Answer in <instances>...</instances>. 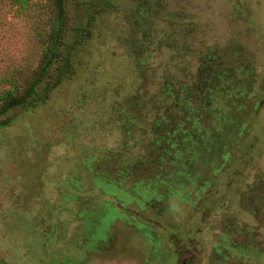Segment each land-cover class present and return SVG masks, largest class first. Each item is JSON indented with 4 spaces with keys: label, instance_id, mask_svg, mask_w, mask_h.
Masks as SVG:
<instances>
[{
    "label": "rangeland",
    "instance_id": "1",
    "mask_svg": "<svg viewBox=\"0 0 264 264\" xmlns=\"http://www.w3.org/2000/svg\"><path fill=\"white\" fill-rule=\"evenodd\" d=\"M111 2L89 26L91 0H63L54 68L0 125V264H264V0H164L147 45L135 2ZM34 15L0 5L15 64L39 54ZM206 63L222 86L191 95L194 133L165 154L155 100Z\"/></svg>",
    "mask_w": 264,
    "mask_h": 264
},
{
    "label": "trees",
    "instance_id": "2",
    "mask_svg": "<svg viewBox=\"0 0 264 264\" xmlns=\"http://www.w3.org/2000/svg\"><path fill=\"white\" fill-rule=\"evenodd\" d=\"M133 1L135 2V12L132 13V16L137 18L135 19L134 27L143 31V37L146 43L145 45H147L150 37L148 22L153 19V17H159L158 13L161 11L160 7L164 0ZM6 2L17 7V10L21 13L26 10L36 8V15H34L32 25L34 26V41L39 47V54L37 58L32 59L33 61L29 60L31 58H27L28 60L21 59V64H15L12 54L0 51V125L6 124L5 121L8 119L7 116L11 111L27 107L31 100L37 96L38 87L44 83L49 75V72L54 68L59 55V50L63 47L62 39L64 32L63 0H57L59 12L58 16L55 18L51 16L48 4L45 1H43V3H32L30 0H0V5ZM113 5L114 4L111 0H91L89 9L91 13L87 21L88 25L91 26V24L95 22L97 15L108 12ZM142 14H144V17L140 18L139 16ZM82 34L83 33H81L77 42L78 45L83 43L84 35ZM145 45H142V50H145L147 47H145ZM207 58L208 60H212L214 59V55L208 54ZM201 71L202 72H200L198 76L201 75L204 78H202L199 82L192 81L191 88L185 90V92L189 93L187 96L183 95L182 90L184 87L182 83L166 82L157 96L159 99L157 98L155 100L156 106L152 108L155 114V120L153 122L155 130L163 132L166 126L171 125L170 122H174L177 127L176 129L172 128V132L168 134L166 133L163 137L160 135L158 139L155 140L157 146L161 147V149L159 148L160 151L165 154L168 153L170 155V153L173 152L174 155V153L180 149L178 146L177 148L172 147V139L182 142L186 139V135L184 136L183 133L187 134V136L190 133H194L191 128H189L191 130L189 132L188 129L185 130L180 127L181 120L186 122L190 119V117L185 115L179 117L183 110L191 113L192 108L188 106V103L192 99L191 95L203 92V99L205 101L210 98L212 92H216V87L222 86V81L225 76L223 73H217L214 70L213 65L206 63L205 68H202ZM213 80H216L217 83L214 84L212 82ZM212 87L214 88L212 89ZM205 91H208V95H206ZM132 103H135V99L132 100ZM160 104H162L163 107L165 105L167 107V112L165 111V114H163L164 117L158 116L157 113L160 108ZM146 116L147 114L144 112L143 118ZM128 120L132 121V119ZM155 135L158 134L155 133ZM175 137H177V139H175ZM177 143L178 142H176V145H179ZM165 145L174 149V151L168 152V150H166L167 146ZM160 158L161 157H159V159ZM126 166V163L123 167L121 165L123 177L126 176L124 173L127 174L128 172V168Z\"/></svg>",
    "mask_w": 264,
    "mask_h": 264
}]
</instances>
